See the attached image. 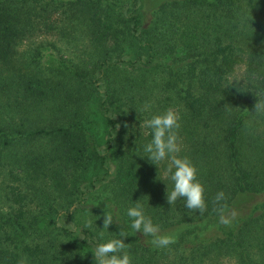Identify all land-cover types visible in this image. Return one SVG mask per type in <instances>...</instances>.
<instances>
[{
  "label": "trees",
  "instance_id": "16d2710c",
  "mask_svg": "<svg viewBox=\"0 0 264 264\" xmlns=\"http://www.w3.org/2000/svg\"><path fill=\"white\" fill-rule=\"evenodd\" d=\"M83 35L90 63L45 66ZM256 105L264 0H163L148 21L143 0H0V264H95L94 243L121 230L132 264H264V203L225 229L215 201L225 192L226 212L264 194ZM170 107L203 214L170 206L163 164L140 156L144 122ZM136 203L161 230L188 228L158 249L129 227Z\"/></svg>",
  "mask_w": 264,
  "mask_h": 264
},
{
  "label": "clouds",
  "instance_id": "9594fccd",
  "mask_svg": "<svg viewBox=\"0 0 264 264\" xmlns=\"http://www.w3.org/2000/svg\"><path fill=\"white\" fill-rule=\"evenodd\" d=\"M257 110L264 105H256ZM145 112L151 110V105H145ZM144 127L149 129L151 140L143 145V155L148 161L159 168L162 164L166 178L171 182V190H166V199L170 206L178 200L183 201L184 207L191 211L203 214L207 209L205 200V188L198 177L196 165L183 155L182 139L179 135L181 128V116L174 108H168L162 113L151 116L144 122ZM164 181V179H161ZM165 182V181H164ZM226 199L223 191L216 193L215 201L220 205V223L229 224L235 217V212L224 214ZM129 218V227L134 234L140 233L144 238L150 237L151 244L158 249L169 247L175 243V237L163 234L158 224L145 212L144 207L136 203L126 211ZM114 215L106 213L103 219V228L109 229L113 223ZM128 233L121 230L117 238L102 239L103 242L94 243L92 253L95 264H132V258L125 243Z\"/></svg>",
  "mask_w": 264,
  "mask_h": 264
},
{
  "label": "rangeland",
  "instance_id": "374dc122",
  "mask_svg": "<svg viewBox=\"0 0 264 264\" xmlns=\"http://www.w3.org/2000/svg\"><path fill=\"white\" fill-rule=\"evenodd\" d=\"M163 0H143V4H144V11L146 13L147 16V21L150 18L151 13L153 12V10H155L159 4V2H161ZM77 40V39H76ZM75 40V41H76ZM74 42V41H73ZM71 43L72 45H70L68 48L66 49H62L60 52L58 51H54L52 53H47V57L44 59V63L46 67H53V66H58V65H64L65 66V62L68 60H74L75 62H80L83 64H87L90 63L93 59V54L89 51L90 48V44L88 41V36L87 35H83L80 36V38L75 42V43ZM62 48L66 47L67 43L61 42L59 43ZM55 56V57H54ZM94 124L92 125L93 130L94 131H98L97 135L99 136L104 130L101 128L100 126L97 125V123L99 122V117L97 115L94 116V118H92L91 120ZM99 124V123H98ZM46 148H49V144L45 143L44 145ZM34 146H30L28 148H33ZM16 151H18L19 153H21V147H19ZM89 175H91V173H89ZM110 187L107 188V191ZM262 195H258L256 196L252 201H250L247 204H244L242 206H240L239 208L234 209H230L226 212H224V214H229L231 212H235V217L231 220V222L227 225H224L225 229H229L230 227L233 226L234 221L236 220L237 217L240 216H247L249 215V213L251 212V210L253 209V207L256 204H262L264 203V194L261 193ZM219 227V223L216 222L214 224H211V226H209L208 228V233L209 234H213V231ZM188 228V225H177L171 228H167V229H163L161 230V232L163 234H170L172 236L175 237V241L178 240V238L180 237L181 233Z\"/></svg>",
  "mask_w": 264,
  "mask_h": 264
}]
</instances>
